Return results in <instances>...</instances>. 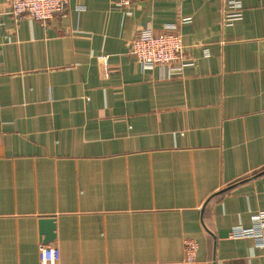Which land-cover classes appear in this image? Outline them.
<instances>
[{
  "label": "crops",
  "instance_id": "0c3cea01",
  "mask_svg": "<svg viewBox=\"0 0 264 264\" xmlns=\"http://www.w3.org/2000/svg\"><path fill=\"white\" fill-rule=\"evenodd\" d=\"M241 4L223 25V0H69L42 24L0 0V264H264L227 237L264 211V0ZM174 23L187 64L142 68L130 41Z\"/></svg>",
  "mask_w": 264,
  "mask_h": 264
},
{
  "label": "built area",
  "instance_id": "2783aa9c",
  "mask_svg": "<svg viewBox=\"0 0 264 264\" xmlns=\"http://www.w3.org/2000/svg\"><path fill=\"white\" fill-rule=\"evenodd\" d=\"M138 0H112V7L119 9L129 6ZM9 13L16 19L28 18L47 23L56 15H63L69 0H8ZM222 24H231L242 16L241 0H223ZM181 18L180 23L188 22ZM167 32L154 34L149 27L141 29L129 43V51L136 58L142 68L160 67L167 73L180 71L186 64L184 46L177 24H169ZM228 238H252L264 257V211H258L252 216V225L249 227L237 226L229 230ZM196 243L192 239L184 240L186 260L195 259ZM60 250L55 246L40 244L38 246V264H58Z\"/></svg>",
  "mask_w": 264,
  "mask_h": 264
},
{
  "label": "water",
  "instance_id": "95a60500",
  "mask_svg": "<svg viewBox=\"0 0 264 264\" xmlns=\"http://www.w3.org/2000/svg\"><path fill=\"white\" fill-rule=\"evenodd\" d=\"M39 224H40V227H41L44 235H49L50 236V238L48 240L52 239L53 238V234H51L49 232V230L54 227L53 218H51V217H41L40 220H39Z\"/></svg>",
  "mask_w": 264,
  "mask_h": 264
}]
</instances>
